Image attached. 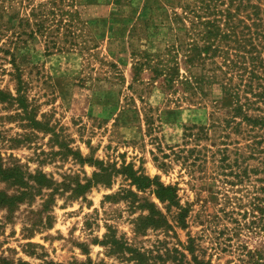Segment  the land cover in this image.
<instances>
[{
  "label": "rangeland",
  "instance_id": "rangeland-1",
  "mask_svg": "<svg viewBox=\"0 0 264 264\" xmlns=\"http://www.w3.org/2000/svg\"><path fill=\"white\" fill-rule=\"evenodd\" d=\"M0 163V264H264V0H0Z\"/></svg>",
  "mask_w": 264,
  "mask_h": 264
},
{
  "label": "trees",
  "instance_id": "trees-1",
  "mask_svg": "<svg viewBox=\"0 0 264 264\" xmlns=\"http://www.w3.org/2000/svg\"><path fill=\"white\" fill-rule=\"evenodd\" d=\"M83 161H85L84 158L81 157ZM95 164L101 165L100 166V172H96L94 174V177L90 180H88L85 184L78 183L76 191L78 193H85L88 189L91 188L94 184H97L99 182H105L110 183L112 177L117 173H122L126 176V179H129L131 181L132 185H135L138 189L145 190L148 188L155 187L154 192L156 196L162 200V201H169L172 204L176 203L177 200V190L175 186L172 185H165L163 184L158 178H151L145 174L138 173V171L134 170V168L130 165L124 166V168L120 171L117 168L114 170H110L108 167L103 166L102 162L96 161ZM0 175L3 179H9L14 178L15 181H22L20 170L18 168L12 169V171L9 173L6 169L2 167V164L0 163ZM38 179L45 180L44 175L39 174L37 176ZM24 183V182H22ZM10 198H7L1 194L0 201L8 200ZM8 204V205H13ZM160 212H158L154 205L150 204V216H147L145 218L146 221H150L149 224L158 225L161 223H164V219L160 216ZM18 264H29L27 262H19Z\"/></svg>",
  "mask_w": 264,
  "mask_h": 264
}]
</instances>
